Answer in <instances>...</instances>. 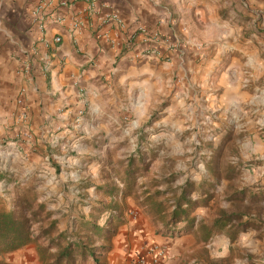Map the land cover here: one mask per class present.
Segmentation results:
<instances>
[{"label":"rangeland","instance_id":"obj_1","mask_svg":"<svg viewBox=\"0 0 264 264\" xmlns=\"http://www.w3.org/2000/svg\"><path fill=\"white\" fill-rule=\"evenodd\" d=\"M257 9L256 24L247 31L255 35L254 44L244 49L249 35L242 38L247 55L235 50L220 64L208 63V70L215 71L207 87L203 73L202 83L189 90L146 96L143 105L121 115L112 148L97 139L96 155L74 165L87 179L80 189L96 184L94 204L67 208L81 210L78 217L66 218L65 208L54 201L57 195L43 201L42 170L47 169L42 161L34 164L25 185L18 176L16 184L0 192V212L28 220L34 238L17 251L0 254V263L54 264L74 243L97 248L101 256L99 250L109 246L119 227L146 223L155 235L186 242L181 264H264V9ZM17 125V140L25 144L19 116ZM81 146L84 150L87 143ZM47 163L60 175L57 159ZM72 167L65 168L70 183L76 176ZM179 205L185 212L175 217ZM109 230L115 234L105 239ZM60 264L97 263L77 253Z\"/></svg>","mask_w":264,"mask_h":264},{"label":"crops","instance_id":"obj_2","mask_svg":"<svg viewBox=\"0 0 264 264\" xmlns=\"http://www.w3.org/2000/svg\"><path fill=\"white\" fill-rule=\"evenodd\" d=\"M40 1L0 0V192L16 184L18 176L25 185L34 164L42 161L47 169L42 170L46 178L43 201L57 195L54 201L65 208L67 219L82 213L79 210L75 216L68 207L96 201V184L80 189L87 179L80 177L81 170L74 165L96 155L92 147L97 139L112 148L118 141L114 128L120 126L121 115L143 105L146 96H172L183 87L189 90L202 83L198 80L203 73L207 87L215 71L208 70L207 64H220L235 50L247 55L242 38L256 24L257 7L264 9V0H71L70 9L55 13L66 17L67 23L49 21L41 30L33 18ZM92 2L101 15L117 9L126 29L102 24L100 15L89 11ZM74 18L83 22L79 31L72 29ZM139 26L179 42L180 49L170 63L134 60L139 47L128 41ZM117 36V46L107 40ZM252 36L244 49L254 44ZM56 37L61 42L56 43ZM177 78L184 82L182 86L176 84ZM23 111L34 137L32 141L22 138L25 144L17 140V118ZM83 111H87L84 117L79 115ZM81 142L87 143L86 149H81ZM51 158L62 165L60 175L49 168ZM70 163L74 183L65 176ZM75 191L81 196H75ZM154 242L166 249L161 264H181L186 242L155 235L146 223L143 228L129 223L119 227L109 246L99 250L96 263L133 264L143 255L144 246Z\"/></svg>","mask_w":264,"mask_h":264},{"label":"built area","instance_id":"obj_3","mask_svg":"<svg viewBox=\"0 0 264 264\" xmlns=\"http://www.w3.org/2000/svg\"><path fill=\"white\" fill-rule=\"evenodd\" d=\"M73 6L71 0H41L33 10V18L39 24L41 30H45L49 21L54 24L63 25L67 23V18L55 15L59 9H70ZM90 12L99 14L102 24H115L120 30L126 29V24L117 9L112 8L108 13L101 15L96 7L95 2L90 4ZM74 31H79L83 28V22L80 18H74L71 23ZM118 36L115 38L107 37V40L117 46ZM55 42H61L60 37L55 38ZM131 45L139 47L134 54L136 61H158L170 63L172 54L180 49L179 42L174 38L164 33L150 30L148 27L139 26L130 36L128 41ZM78 85V83L76 84ZM80 94H84V89H79ZM23 100H19L21 104ZM19 120L24 126L22 138L27 141H32V134L29 130V120L26 111L19 115ZM166 257V249L160 245H152L144 247V253L133 264H161Z\"/></svg>","mask_w":264,"mask_h":264},{"label":"trees","instance_id":"obj_4","mask_svg":"<svg viewBox=\"0 0 264 264\" xmlns=\"http://www.w3.org/2000/svg\"><path fill=\"white\" fill-rule=\"evenodd\" d=\"M185 212L182 210V206L176 207L173 216L179 215V213ZM99 229L98 227H95ZM100 230V229H99ZM114 235L115 231L109 230L103 236L105 239H109V235ZM34 241L31 226L29 221L22 216H16L13 213L0 212V254L17 251ZM74 253V254H73ZM79 253L81 257L86 259L93 258L94 261H98L97 248L93 251L83 244L74 243L65 248L60 255L59 259H56L54 264H60L62 260L67 258L71 259L72 256ZM88 254V255H87ZM3 264V263H0Z\"/></svg>","mask_w":264,"mask_h":264},{"label":"clouds","instance_id":"obj_5","mask_svg":"<svg viewBox=\"0 0 264 264\" xmlns=\"http://www.w3.org/2000/svg\"><path fill=\"white\" fill-rule=\"evenodd\" d=\"M244 239H246V237Z\"/></svg>","mask_w":264,"mask_h":264}]
</instances>
